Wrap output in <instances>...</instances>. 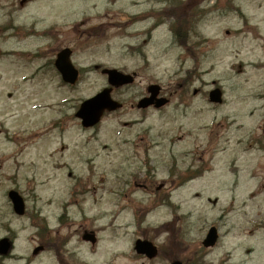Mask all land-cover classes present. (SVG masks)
<instances>
[{
	"label": "rangeland",
	"instance_id": "obj_1",
	"mask_svg": "<svg viewBox=\"0 0 264 264\" xmlns=\"http://www.w3.org/2000/svg\"><path fill=\"white\" fill-rule=\"evenodd\" d=\"M151 1L34 0L19 14L17 0H0V239H15L12 256L0 264L185 262L211 226L220 239L199 254V264H264V188L252 179L261 157L236 144L239 138L259 135L264 120V0H231V7L226 0H212L205 33L209 55L197 79L187 77L193 70L188 59L178 61L181 54L167 23L145 47L150 21L118 28L123 13L146 12ZM161 2L164 8L170 4ZM109 6L110 14L103 18ZM83 18V45L74 58L82 67L76 88L58 89L56 80L45 76L23 84L13 65L4 66L18 48L34 51L46 44L38 37L17 43L15 23L35 24L41 32L65 22L70 43L76 42L70 28ZM99 25H108L104 34H98ZM95 65L137 73V78L132 86L113 91L112 98L123 103L119 112L105 116L93 130H82L74 120L79 104L106 87V78L92 69ZM151 83L164 88L170 104L161 111H137L131 105ZM211 84L224 90L220 107L207 102ZM193 88L198 95L193 96ZM61 100L67 102L61 105ZM231 120L236 123L230 125ZM220 122L225 133L233 134L226 151L220 153L223 140L215 142L212 136L217 154L210 171L174 190L172 207L156 205L152 192L169 172L193 163V135L210 130L220 135L221 126L214 127ZM236 125L242 126L238 133ZM146 171L149 189L142 182ZM10 190L23 197L24 217L13 214ZM73 191L78 195L72 197ZM71 203L76 206L64 211ZM138 217L144 219L139 226ZM84 230L96 233L93 249L81 241ZM136 239L168 252L153 260L138 256ZM56 245L58 253L49 249ZM37 246L46 250L32 257Z\"/></svg>",
	"mask_w": 264,
	"mask_h": 264
},
{
	"label": "flooded vegetation",
	"instance_id": "obj_2",
	"mask_svg": "<svg viewBox=\"0 0 264 264\" xmlns=\"http://www.w3.org/2000/svg\"><path fill=\"white\" fill-rule=\"evenodd\" d=\"M18 8L17 12L20 14L23 9H25L28 4L34 0H17ZM170 4H167V8H164L161 0H153L151 1L150 10L138 15H132L123 13L126 21L123 25L124 28H131L134 24L140 22L150 21L149 26L147 25V29L144 32L146 35V39L141 47H145L148 44V41L151 40L152 34H154L159 28L168 24V33L171 36L172 44L176 47L177 50L180 51V56L178 57V61L189 60L192 63L193 70L187 72V77H194L192 79H197L199 73V68L202 65V62L206 60L209 55V51L206 48V45L209 42V39L206 37L205 33L207 31V17L212 13V0H173V4H171L170 0H165ZM156 2V3H154ZM112 6H109V10L105 11L102 15L103 18H107L110 14ZM57 12V11H56ZM58 13V12H57ZM63 13V11H60ZM83 16V14H82ZM100 16V15H99ZM41 22V21H40ZM43 23V22H41ZM86 20L78 21L73 27H71V34L76 36V42H68L70 33L68 31V26L66 23L54 22L51 25L47 26L41 32H38L35 29V24H31L28 26L22 25L17 22L13 26V31L15 36L18 37L17 43L26 42L32 40L34 37H38V40L46 41L44 47H38L34 51H30L27 49L18 48L13 53L8 54V56L12 57L10 63H6L5 67L13 65L14 71L16 74L23 77L20 78V81L23 83H31L37 80L38 77L45 76L50 77L51 79L56 80L55 86L58 89H73L78 86H69L61 80L60 72L56 67V60L58 55L64 50L70 51V54L66 52V55L69 56L72 65L78 71L79 76L82 75V67L78 66L75 63V56H77L80 48L83 45V37H84V25ZM109 25V24H108ZM108 25H99L96 29L99 31L98 34H104L105 29ZM122 27V26H121ZM228 34V33H227ZM138 49V47L136 48ZM4 54L0 52V60L3 58ZM242 67V64L238 66L239 70ZM94 70H98V66H93ZM198 69V70H197ZM122 71V70H120ZM137 77V73H131ZM79 77V78H80ZM202 81V79H201ZM150 85H158L156 83L148 84L145 88V94L141 98L147 96V89ZM42 87V85H40ZM204 87H208L204 85ZM160 97H166L170 100V95L166 94L163 87H161ZM219 88V87H214ZM213 86L211 84V88L209 91L205 92L208 99V94L212 91ZM220 89V88H219ZM224 95V91L222 92ZM193 96L198 95V90L193 88L192 91ZM10 96V95H9ZM140 98V99H141ZM264 99V96L261 97ZM66 101H62L61 105H64ZM224 103V102H223ZM136 104V102H135ZM131 105V107H135ZM209 106L213 107L212 104L209 103ZM218 105L216 107H220ZM63 106H58L61 108ZM150 110H154L152 107L149 109L142 110V112H147ZM61 120V119H57ZM76 120V119H74ZM236 123L235 120H231L230 125ZM221 126L222 134H214V130H210L207 133L201 132V134H194V159L193 163L184 171H177L172 169L173 171L169 172V175L166 179L163 180L161 185L157 188L156 193L153 191V196H157L160 202H164L166 199H170L174 190L179 189L182 185H186L188 183H192L198 180H201L206 173L210 171L209 164L214 158V155L217 154V149L213 148L215 146V142L218 140H223L224 147L221 148L220 153L226 151L227 144L230 142V135L225 133L227 130L226 125L220 122L218 125L214 127L217 128ZM230 128V126H228ZM205 128H202V130ZM218 129V128H217ZM242 129V126L236 125L233 130L238 133ZM229 129L228 131H230ZM258 130H260V134L255 136L247 137L246 139L239 138L236 141V144L244 145V151L252 150L254 156H260L261 161L260 165H258L252 173V179L258 183L260 188H264V120L261 121V124L258 125ZM234 133V134H236ZM204 135L203 138H201ZM215 135V142L212 140V136ZM216 150V151H215ZM197 151V152H196ZM215 151V153H213ZM258 159V158H257ZM262 174V176H261ZM149 172L144 173V184H147V189L151 188L152 185L149 186L150 179ZM155 175L151 178L154 179ZM137 178H135V181ZM85 232V231H84ZM94 248V247H91ZM167 254V253H166ZM165 254V255H166ZM161 256H164L163 252H160ZM12 255H8L6 257L0 258V260L5 261L10 259Z\"/></svg>",
	"mask_w": 264,
	"mask_h": 264
},
{
	"label": "water",
	"instance_id": "obj_3",
	"mask_svg": "<svg viewBox=\"0 0 264 264\" xmlns=\"http://www.w3.org/2000/svg\"><path fill=\"white\" fill-rule=\"evenodd\" d=\"M64 62L62 66H60V70L63 72V79L65 82L74 84L77 79V74L75 71H71L70 65ZM104 74L107 75V81L109 88L104 89L95 97L84 101L77 114L76 117L80 119L81 126L85 129L92 128L96 126L99 122L101 117L103 116L104 112H113L121 108V105L115 101H113L110 97V93L112 91V87L119 88L122 86L130 85L133 83V77L129 75H124L116 70H104ZM151 92L150 98H145L141 100L138 104V108L145 109L149 107L153 101L155 100L156 96L158 95V87L152 86L149 89ZM210 101L212 103H221V93L219 90H215L210 93ZM167 103L166 100L161 99L157 100L155 104V108H160ZM8 199L12 204L13 212L17 216L24 215V202L22 198L19 196L18 193L11 191L8 193ZM86 241H91L94 243V239L90 236H84L83 238ZM216 242V231L215 229H210L209 233L206 236V239L203 242L204 247H212ZM10 249V243L8 240L3 239L0 241V255H5L8 253ZM40 249H36L34 254H36ZM135 250L138 254L145 255L147 258L152 259L156 256L157 251L156 248L152 246V244L148 242H136ZM172 264H181L179 262H174Z\"/></svg>",
	"mask_w": 264,
	"mask_h": 264
}]
</instances>
